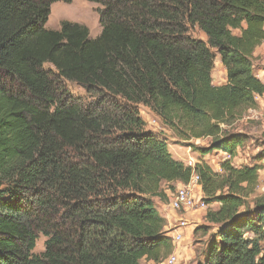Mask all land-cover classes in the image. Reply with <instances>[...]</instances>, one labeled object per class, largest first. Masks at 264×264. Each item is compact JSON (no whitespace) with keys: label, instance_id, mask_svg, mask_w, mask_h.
Wrapping results in <instances>:
<instances>
[{"label":"trees","instance_id":"trees-1","mask_svg":"<svg viewBox=\"0 0 264 264\" xmlns=\"http://www.w3.org/2000/svg\"><path fill=\"white\" fill-rule=\"evenodd\" d=\"M86 1L100 6L96 39L73 22L46 29L52 5L73 0H0V264L161 263L173 247L157 201L193 175L219 205L200 264H264L260 168L232 164L248 142L233 127L264 99V0ZM140 105L179 140H208L190 143L202 158L227 154L222 173L175 160Z\"/></svg>","mask_w":264,"mask_h":264},{"label":"rangeland","instance_id":"rangeland-1","mask_svg":"<svg viewBox=\"0 0 264 264\" xmlns=\"http://www.w3.org/2000/svg\"><path fill=\"white\" fill-rule=\"evenodd\" d=\"M100 6L96 3H92L86 0H73L72 3L56 2L51 7V15L46 24V29L59 30L63 21L73 22L86 26L90 30L91 39H96L102 32V26L100 23V15L98 13ZM239 34L238 31L234 32ZM190 35L198 40H206L205 35L198 29H192ZM255 71L259 75L264 70V51L258 54L254 59ZM50 66H47V68ZM214 85H224L227 81L226 70L223 67L220 58L217 57L215 61V68L213 71ZM66 88L73 97L82 98L86 101H90L85 90L77 85L66 83ZM139 111L142 119L146 123V131L153 133L157 138L166 140L168 142L169 151L173 153L175 160H184V164L188 165V160L191 158L193 161L196 158L200 159V155L197 152L191 150L192 156L187 154V148H190V143L206 146L208 140L192 141L190 143L179 140L170 130L166 129L161 123L160 119L147 107L140 105ZM236 132L247 135L248 142L239 148L237 156L232 160V164L236 168L244 166H258L260 168V179L256 193L250 197V201L253 197L264 193V99L259 101L257 109L249 110L245 117L238 121L234 125ZM172 155V154H171ZM206 162L214 172L222 173V164L229 159L227 154L221 152H214L205 157ZM198 163L196 162L195 165ZM167 188L166 185H164ZM179 186H175V189L171 192L167 189L169 195V202L166 204L157 201V207L161 215H168L172 210L170 208V200L178 190ZM196 198L203 200V192L201 187L194 186ZM204 201V200H203ZM205 202V201H204ZM206 203V202H205ZM207 204V203H206ZM219 205L217 203L208 205L205 210H191L187 213L176 212L174 219L167 220L171 229L169 236L172 238L173 252L179 256V264H200L204 260V252L207 244L211 239V235L215 232L216 228L210 226L206 220L205 215L208 210H217ZM163 217V216H162ZM181 219H184L189 223L188 227L182 230L184 235L183 240L180 243H176L173 240V229L177 228ZM172 223V224H171ZM202 226L210 227L208 232L198 231ZM46 238L42 235L39 236L37 241V247L34 251L35 254H40L45 250ZM142 264H151V262H143Z\"/></svg>","mask_w":264,"mask_h":264},{"label":"built area","instance_id":"built-area-1","mask_svg":"<svg viewBox=\"0 0 264 264\" xmlns=\"http://www.w3.org/2000/svg\"><path fill=\"white\" fill-rule=\"evenodd\" d=\"M188 165V167H191L192 169L196 166L192 161L188 162ZM194 186L199 187V177L197 175H193L192 180L188 185L182 184L179 186L178 190L170 200V208L173 211L187 213L191 210H205L207 208V204L203 200L196 198ZM178 222L179 225L177 228L173 229V240L176 243H180L183 240L184 235L181 232L189 225L184 219H181ZM151 264H179V256L173 252L163 262Z\"/></svg>","mask_w":264,"mask_h":264},{"label":"crops","instance_id":"crops-1","mask_svg":"<svg viewBox=\"0 0 264 264\" xmlns=\"http://www.w3.org/2000/svg\"><path fill=\"white\" fill-rule=\"evenodd\" d=\"M263 51H264V45H262L261 47H259V48L257 49V51L255 52V58L258 56V54H259L260 52H261V54H262ZM259 73H260V74L257 75L258 78L264 82V70L262 69V71L259 72ZM199 141H200V140H199ZM171 154H172V157H173V153H171ZM187 154L190 155V156H192V154H191V149H190V148H187ZM177 161H181V162H183V163L185 162V161L182 160V159L177 160ZM190 161H192L194 164H196V162H197V163H200V162H206V159H205V157L202 158V157L200 156V159L196 158V160L193 161V160L190 158V159L188 160V162H190ZM181 185H182V183H178V184H177V186H181ZM174 214H176V212L173 211V210H171L170 213H168V215H161V216H163L166 220H171V219H169V218L174 219V217L176 216V215H174ZM171 224H172V223H171ZM170 229H171V226H170V224L168 225V223H167V230L170 231ZM171 230H172V229H171ZM143 262H146V261H142V263H143ZM142 263H141V264H142Z\"/></svg>","mask_w":264,"mask_h":264}]
</instances>
